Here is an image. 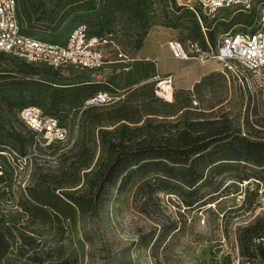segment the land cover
<instances>
[{"label":"rangeland","instance_id":"374dc122","mask_svg":"<svg viewBox=\"0 0 264 264\" xmlns=\"http://www.w3.org/2000/svg\"><path fill=\"white\" fill-rule=\"evenodd\" d=\"M194 9L202 34V39L195 41L205 58L215 50L222 33L258 29L263 23L264 0H256L251 9L232 6L209 15L197 5ZM225 22L230 23L226 31L223 28ZM207 26H215V44L207 36ZM186 34L181 27L155 24L148 30L144 41L149 38L155 43H163L174 38L187 48L192 40L186 39ZM35 36L41 38L43 33L37 31ZM103 39L102 47L109 58L117 54L116 46L133 55L136 52L125 43L126 38H121L120 43L109 37ZM157 63L160 72L176 68L177 78L182 75L193 77L204 70L206 75L189 89L172 85V96L164 98L154 89L150 93L147 87L133 91L137 86L155 83L151 79L156 73L153 61L138 60L129 65L109 63L99 70L66 66L54 68L46 75L19 73L20 80H38L53 86L97 80L104 86L102 92H108L113 100L103 105V110L85 104L77 109L67 106L59 110L68 136L66 140L50 145L44 146L41 140L42 145H39L36 135L31 130L28 134L24 123H13V130L23 139V155L19 153L22 149L19 141L8 137V125L0 129V149L4 152H0V174L3 177L0 182V218L11 227L13 237L9 238L15 247L6 263L28 262L31 252L25 253L19 248L22 241L18 235L22 227L26 235L37 237V249L48 258L46 264H261L259 261L250 263L240 256L238 228L264 216V164L251 160L253 155H264V105L259 100L251 104L248 93L221 73V64L217 61L183 68L160 56ZM5 67L6 63L0 57V70ZM16 87L11 90L13 94H17ZM119 104H124L126 110L131 109V105L138 106L139 112L134 118L144 111L166 114L157 118L165 120L167 127L176 119L177 116L172 114L181 105L187 107L178 112V116L185 112L186 117L194 120L217 121L215 135L208 137L203 134L205 131L194 135L203 136L200 142L207 143L206 149L189 160L192 163L202 156L195 162L200 175L187 184L178 176L157 172L155 176H159L163 189L145 203L134 185L123 191L107 187L98 208L90 207L72 212L68 217L62 216L61 222L54 224V230L53 225L41 224L34 217L27 187L40 175L48 177L63 171L67 175L70 164L79 158L81 152L84 153L83 160L91 161L83 167L78 165L80 179L76 181L81 185L86 180L84 174L87 171L89 179L99 155V131L109 127V112ZM23 107L16 109L17 116ZM251 144L252 151L248 147ZM74 188L63 187L62 190ZM62 223L63 230L55 229ZM255 242L264 244V239Z\"/></svg>","mask_w":264,"mask_h":264},{"label":"trees","instance_id":"16d2710c","mask_svg":"<svg viewBox=\"0 0 264 264\" xmlns=\"http://www.w3.org/2000/svg\"><path fill=\"white\" fill-rule=\"evenodd\" d=\"M17 14L23 33L36 37L35 32L39 31L43 36L37 38L59 44H63L71 30L79 24L85 25L90 37H109L118 43L121 38H126L125 43L134 51L143 45L148 30L155 24L181 27L187 31L185 38L188 40L202 39L197 11L178 4L176 0H17ZM229 26L230 23L225 22L224 31L228 30ZM213 28L207 26V36L210 42L215 44L216 30ZM128 54L132 56L131 53ZM0 57L6 63V67L0 70V129L3 130L4 126L8 125V137L22 145L20 155L24 154L23 139L13 130V123L20 125L23 122L19 115L17 116L16 109L36 105L45 113L55 115L65 126L59 110L66 109L67 106L69 109L80 108L85 99L104 90L102 83L97 80L81 81L71 86H53L38 80H20L19 73L46 75L51 74L54 68L30 64L4 53H0ZM147 78L149 77H145ZM153 84L155 83L149 82L137 86L133 91L147 87L151 93L155 89ZM15 87L18 88L17 94L11 92ZM119 105L113 112H109L107 117L110 123L108 126L111 128L106 127L99 131V155L89 179L87 171L84 174L86 180L81 185L76 181L80 179L78 171L81 169L78 165L83 167L91 161L83 160L84 153L81 152L79 158L70 164V172L67 175H64V171L50 174L48 177L40 175L27 187L32 198L34 217L41 224L47 223L51 227L53 225L54 230V224L61 222L62 216L68 217L72 212L84 211L90 207L98 208L107 187L123 191L134 185L136 193L140 194L145 203L155 192L163 189L159 176H155L157 172L172 177L178 176L187 184L200 175L195 162L202 159V156L192 163H189V160L206 149L207 143L200 142L203 136L194 135L204 131L203 134L208 137L215 135L218 131L214 128L217 121L194 120L186 117L185 112L178 116V112L187 107L181 105L172 114L177 116L176 119L167 127L165 120L157 118L166 114L144 111L141 116L134 118L135 113L139 112L138 106L131 105L132 110H126L124 104ZM96 107L105 109L103 105ZM154 115L155 117H152ZM179 125H183L181 129L178 128ZM25 127L30 134V129L26 125ZM248 147L252 151V144ZM0 152L3 153V150L0 149ZM251 160L264 164V155H253ZM2 181L0 174V182ZM63 187L75 188L62 190ZM10 229L4 219L0 218V264H8L5 260L14 253V242L9 238L13 237ZM55 229L63 230V223ZM24 232L22 227L19 228L18 236L22 241L19 248L25 253L31 252L28 262L24 264H46L48 258L37 249V237L26 235ZM257 239H264V216H259L238 228L240 256L250 263L259 261L264 264V244H257Z\"/></svg>","mask_w":264,"mask_h":264},{"label":"built area","instance_id":"2783aa9c","mask_svg":"<svg viewBox=\"0 0 264 264\" xmlns=\"http://www.w3.org/2000/svg\"><path fill=\"white\" fill-rule=\"evenodd\" d=\"M256 0H177L180 5L195 11L194 6L205 13L213 14L220 8L236 6L251 9ZM262 25L253 31H228L222 33L209 56L203 57L197 42L189 41L186 48L179 40L169 38L166 45L173 57L190 60L192 64L203 65L209 61L221 64L220 71L228 80H234L249 95L253 104L259 100L264 105V10ZM103 38L90 37L83 24L76 25L63 44L45 41L25 34L21 30L17 14V0H0V53H4L27 63L52 68L72 66L74 68L99 70L109 63L129 65L135 58L117 48V54L109 58L105 54ZM157 95L164 97L162 84L167 81L173 85V74L160 75L156 72L152 78ZM173 88L171 90V94ZM113 100L108 92H98L87 98L85 105H106ZM20 120L36 135L39 145L64 141L68 133L59 119L45 113L36 105L23 107L19 112Z\"/></svg>","mask_w":264,"mask_h":264},{"label":"crops","instance_id":"0c3cea01","mask_svg":"<svg viewBox=\"0 0 264 264\" xmlns=\"http://www.w3.org/2000/svg\"><path fill=\"white\" fill-rule=\"evenodd\" d=\"M147 37H149V34L147 35ZM168 40V39H167ZM166 40V41H167ZM166 41L163 43H155L152 39H146L143 42V45L136 50L135 54L132 56L135 58V61H153L156 65V72H158L160 75H165V74H169L172 73L173 74V85H176L178 88L180 89H189L190 87H192L195 83H197L200 79H202V77H204L206 75V71H201L198 74H196L193 77H190L188 75H182L180 77H175V70L172 69H167L163 72H160L159 69L157 68V59L160 56H165L168 59L173 60L174 62H176L179 67H191L193 64L190 60H181L178 58H175L171 55L169 48L166 45ZM166 49H168V51H165ZM153 78V76L151 77V79ZM178 81H181V83H178Z\"/></svg>","mask_w":264,"mask_h":264},{"label":"bare ground","instance_id":"6f19581e","mask_svg":"<svg viewBox=\"0 0 264 264\" xmlns=\"http://www.w3.org/2000/svg\"><path fill=\"white\" fill-rule=\"evenodd\" d=\"M162 86L164 88V91L162 92L164 94V96H170V95L172 96V94H171L172 86L169 83H167V81H164Z\"/></svg>","mask_w":264,"mask_h":264}]
</instances>
